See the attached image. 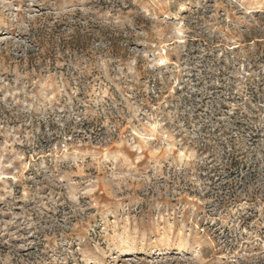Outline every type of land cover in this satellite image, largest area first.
Here are the masks:
<instances>
[{"label":"clouds","instance_id":"9594fccd","mask_svg":"<svg viewBox=\"0 0 264 264\" xmlns=\"http://www.w3.org/2000/svg\"><path fill=\"white\" fill-rule=\"evenodd\" d=\"M0 264H264V0H0Z\"/></svg>","mask_w":264,"mask_h":264}]
</instances>
